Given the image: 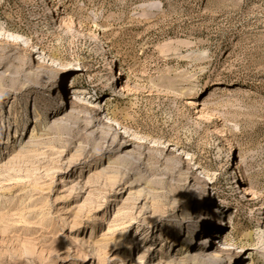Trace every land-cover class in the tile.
Wrapping results in <instances>:
<instances>
[{
    "label": "rangeland",
    "instance_id": "obj_1",
    "mask_svg": "<svg viewBox=\"0 0 264 264\" xmlns=\"http://www.w3.org/2000/svg\"><path fill=\"white\" fill-rule=\"evenodd\" d=\"M0 141V264H264V0H0Z\"/></svg>",
    "mask_w": 264,
    "mask_h": 264
},
{
    "label": "bare ground",
    "instance_id": "obj_2",
    "mask_svg": "<svg viewBox=\"0 0 264 264\" xmlns=\"http://www.w3.org/2000/svg\"><path fill=\"white\" fill-rule=\"evenodd\" d=\"M141 14H142V18L143 17H146V11H143V12H141ZM82 32L83 33H86L85 32V30H82ZM86 35H88V36H90L91 37V35L89 34V33H86ZM27 49L28 50H30V47L27 45ZM50 57L53 59V56L52 55H50ZM66 70H68V69H65L64 71H66ZM64 71H61L62 73L64 72ZM118 74H119V76H123V74H124V72H123V68H121V69H119V70H117L116 72H115V77L117 78V76H118ZM211 84H207V85H203V86H205L206 88H209V86H210ZM114 89H115V87L114 86H112V92H111V94H115V92H113L114 91ZM60 93H62L61 91H60ZM74 97L73 98H75V100H73V101H71L69 104L71 105V106H74V110H71L70 112H69V118H76V117H78V116H80V117H82V118H86L85 120V122H86V124L88 125V127H90V128H94V127H97V122L99 123V124H101V123H103V121H101V120H98V121H95V123H91V122H89V119L87 118V116H86V114H83L82 115V109H83V107L79 104V98L78 97H76L75 96V94L73 95ZM73 98H71V99H73ZM80 108H81V110H80ZM94 110H95V114L97 115L98 113H99V115H101V111L99 112V109H97V108H95V107H92ZM90 110H92V109H90ZM103 113H107V116H106V119H107V122H108V124H111V127L110 126H106V124L103 126V129H102V131L104 132V133H108V135L110 136V134L109 133H111L112 131H113V133H115L116 131H117V129H116V126L114 125V123H116V125L117 126H119L120 127V129H125L124 127H122L121 126V123H119L112 115H111V113H108L106 110H104V112ZM104 124V123H103ZM110 131V132H109ZM125 131H127L126 129H125ZM103 133V134H104ZM117 134V136H119V133H116ZM109 136H107V137H109ZM109 139H111V138H109ZM110 141V140H109ZM122 141V136H120L119 137V139H118V141L116 142V146H114V147H119L120 146V148L117 150V152L120 154V155H122L123 157H127L129 154H131V151H130V148H132V145H133V140L132 139H129L128 138V140H126L125 139V141L122 143L121 142ZM0 143H1V141H0ZM122 143V144H121ZM187 181H189V183L191 184L192 183V181H193V179H192V177L190 176L189 178H187ZM188 183V182H187ZM194 191V190H193ZM213 215H214V213H213ZM201 217H202V214H198V216H197V218L198 219H201ZM206 218V217H205ZM204 222H203V228H202V230H203V232H205V233H207L209 236H211V235H216V234H220L221 232H222V229L220 228V226L218 225V224H216V222H212V218H210V219H205V220H203ZM198 232H201V230H198L196 233H198ZM262 232H263V234H262V239H263V241H264V229L262 230ZM115 235V234H114ZM116 236V235H115ZM114 237V236H113ZM113 239H115V238H113ZM205 239H207V238H205ZM136 240H138L137 238L134 240V242H136ZM192 240H194V237L192 238ZM112 241V240H111ZM99 243V242H98ZM96 244V243H95ZM185 244H186V242H183L182 243V245L183 246H185ZM136 245H139V247L142 245V242H139V241H137L136 243H133V247H135ZM96 246V245H95ZM212 246V245H211ZM210 245H208L206 242H204V241H202L201 242V246H200V250L202 251V253L201 254H197V255H195V256H193V261L194 262H196V263H201V261H213V260H215L216 261V263L217 264H228V261H226V260H224V257H225V255H226V252L223 250V249H217V247H216V253L214 254V255H212V257H210V258H208L209 257V255H210V253L212 252V249H213V247H214V245H213V247H211ZM92 247V250L94 249L93 248V243L91 242V243H88L87 244V248H91ZM100 247H102L101 245H99V248ZM146 247V245H143V249ZM98 248V247H97ZM96 249V248H95ZM102 249V248H101ZM192 249H194V245L193 244H190V245H188L187 247H186V252H190V250H192ZM91 250V251H92ZM98 250V249H97ZM100 252V251H99ZM146 254V253H145ZM228 254V253H227ZM238 258H239V256H238ZM137 261H138V263L139 264H144V260H143V257H139L138 259H137ZM206 263V262H205ZM231 263V262H230ZM150 264H154V262L153 263H150ZM207 264H209L208 262H207Z\"/></svg>",
    "mask_w": 264,
    "mask_h": 264
}]
</instances>
